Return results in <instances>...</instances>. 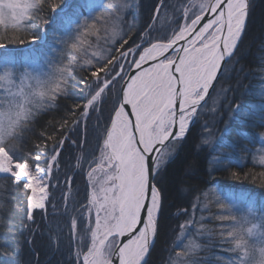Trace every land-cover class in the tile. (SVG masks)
I'll use <instances>...</instances> for the list:
<instances>
[{"label":"rangeland","instance_id":"obj_1","mask_svg":"<svg viewBox=\"0 0 264 264\" xmlns=\"http://www.w3.org/2000/svg\"><path fill=\"white\" fill-rule=\"evenodd\" d=\"M140 1L71 0L66 10L68 11V16H73V19L62 21L60 15L59 20L54 22L51 25V29H49L50 14L62 11L60 8L62 0H45L44 7L40 11L38 9L41 5L39 8L31 10L27 18L21 21L18 26L13 27L14 21L12 20H6L4 24H0V32H2L0 34V43L4 45L0 47V111H5L9 105L13 107L25 105L31 113L29 119L17 129L18 137L6 145L8 147L14 145L13 151L16 152L18 157L24 158L23 153L28 151L27 143L23 144L21 140L26 137L29 129L31 133L35 130L30 118L39 112L49 114V109L54 106L55 98L67 91L70 76L76 74L77 71L84 72V70L90 71L96 68H103L104 72H108L116 64V61L121 59L119 53L127 52L131 48L133 51L129 54L128 58L121 59L124 71L128 73L133 67V65L129 67V62L133 60L137 61L143 49L148 46V43L156 41V39L161 40V42L169 41L174 32H178L179 28L186 23H190V19L194 18L193 13L199 11L197 5L204 2V0H156L153 12L148 17L147 11L150 1L144 0L142 2L143 5ZM254 2L256 0H250V6L254 5ZM53 4L58 5L55 10L51 8ZM133 7L141 8L138 15H135ZM185 12L187 15H185ZM101 17L104 20L103 23L99 19ZM145 18L149 19L143 24ZM45 20L47 23H45ZM85 21L90 26L94 25V27H90L87 34L79 37L81 41L79 50L71 49V43L76 42V37L83 32V29L79 28V25H83ZM60 25H63V28H61L59 33L54 30V27L57 26L59 28ZM140 27L142 29V33H139L142 34L141 39H139L140 36L138 40L132 43H125L127 41H124L121 44L123 39H127L126 36L135 39ZM23 28L28 29L29 32L31 28L32 32L35 30L40 33L35 37L34 43L31 42V39V41L25 44L24 42L17 45L13 44L16 41H21L17 39H20V30ZM43 29L45 32H43ZM113 31L117 32L118 35L113 36ZM25 34L27 35L26 32ZM169 56L174 58L176 53L172 52L167 55V57ZM104 57H107V61L103 59ZM236 61L237 58H234V54L228 57L224 66L220 69V73H218L219 77L214 88L209 93L205 102L198 108L195 123L201 118L199 130L200 145L215 152L209 156L211 157V166L220 164L225 166L227 163L229 165L232 163L238 167H243L247 164L252 166L257 164L256 167L259 164L264 166V145L258 146L254 152V147L259 145L261 141H264V134L261 136V133L256 132L258 133L257 135L251 136L244 132V141L239 148L230 147V143L221 139L229 128V119L235 113L233 111L240 104L239 100L236 101V98L239 96V88L232 85L236 82H245L248 78L246 77V68L241 67L235 73V77L238 80L241 78L240 81L234 80L232 85H229L230 80L228 78L231 72L229 68ZM66 66L70 70L66 75L61 76V70ZM116 71H120V69L117 68ZM104 72H101L102 75L100 77L111 79L110 76H105ZM112 76H115V72L112 73ZM88 77L90 81L86 91L88 90L87 92H90V94L86 96V102L91 99L95 91H98V89L92 86L94 78L91 79L90 74ZM126 77L127 75L119 82L114 81L111 89H106L102 93L95 107L88 108L86 116L82 117L84 105L78 108L80 113L76 121L80 120L85 124L89 119L96 120V123L88 134L89 138L88 143L86 142V148L81 152L83 157H80L81 164L84 167L82 180L86 181L87 188L86 186L82 187V185L76 184L73 185L74 189H68L66 194L70 192L69 200H73L72 210L70 211L67 208L66 213L70 212L69 214L64 213L61 216L58 214L59 217H53V222H51L49 221L51 218L49 219L48 212L49 201L51 200V171L49 177L46 178L48 180V196L45 200V209L32 210V220H28L29 224L26 226V235L23 236L18 245L12 246L13 249H16L14 258L17 262L15 264H34V262L35 264H48L49 238L52 240L54 247H57L55 240L57 241L58 234H63L66 237V244L69 245L67 241L70 240L74 244L73 254L70 255L72 259H70L71 264H80L76 259V253H86L91 246L87 208L92 198L93 187H99L97 181L102 182L104 171L98 169L91 179H89L88 173L93 168H96L98 164L103 163L104 139L106 138L107 130L111 129L112 120L115 118L114 109H118L122 86ZM263 78L260 81L261 85L263 84ZM57 83L63 89L62 91L56 90ZM116 86H119L120 89L117 101L114 91H112V88ZM247 86H249V83ZM229 89L230 93H228ZM262 126L264 128V120L262 121ZM262 132L264 133V130ZM182 140L179 142L166 141L160 153L163 160L161 165L174 155V151L179 147ZM92 141H100V151L96 143L95 150L89 148ZM222 142L223 146H221ZM234 153L236 154L235 157L232 156ZM235 158L236 161H234ZM243 163L244 165L242 166L241 164ZM47 167L48 164L41 169H46ZM262 169L258 171L261 173L260 177L264 178V171ZM5 175L7 174L0 173V177ZM220 186L222 185L207 188L192 201L189 205L190 208L180 210L181 214L179 213L178 215L174 235L172 236V250L175 256L168 257L169 259L164 260L163 264H199L200 259L198 257L200 256L204 261H208L209 264H242V262L243 264H258L260 259L259 249L264 247V237L258 234L261 230L259 228L254 229V233H248L247 229L252 224H259L260 219L264 218V210L262 209L264 198L254 193L231 189H227L223 195L221 192L223 189ZM156 187L159 190L158 185ZM159 197L161 206L160 190ZM214 201L218 204L216 215L219 218L216 233L218 234L219 245H222L219 254L206 249L210 247L209 244L213 237V229L210 224L213 214L209 207L211 202ZM221 205H224V207H221ZM249 210L252 211V216H249ZM245 216H248L250 222L237 224V221H241L242 217ZM221 217H224V219H221ZM232 217L236 218L235 221ZM73 220L76 221L75 229L72 228ZM233 227L242 229L249 249V256H244L243 252L236 247L233 238L227 235ZM32 230L33 232H31ZM40 232L43 235H39L38 238L41 239L42 245L43 243L46 244L48 249H45L44 253L40 250L41 244L36 238H34L33 248L28 247L29 243L26 240L28 235L32 233L38 235ZM49 235L51 236L49 237ZM33 253H35V256ZM17 258H20V260Z\"/></svg>","mask_w":264,"mask_h":264},{"label":"snow or ice","instance_id":"obj_2","mask_svg":"<svg viewBox=\"0 0 264 264\" xmlns=\"http://www.w3.org/2000/svg\"><path fill=\"white\" fill-rule=\"evenodd\" d=\"M42 3L43 0H0V24L12 20L13 27H16ZM57 7L51 5L52 10ZM197 7L199 11L193 13L194 18L190 19V23L174 32L168 43L154 44L151 49L144 50L139 61L129 62V67L134 64L136 69H140L141 62L154 58L156 52L172 49L176 53L175 60L171 56L166 57L158 66L145 70L139 76L129 77L131 82L123 93V102L118 109H114L115 119L104 139L103 163L88 173L91 179L98 169H102L104 176L102 182L97 181L99 187H93L87 208L91 246L86 253H76L80 264H113L114 259L118 264H148L161 207L159 190L153 183L163 163L158 146L166 141L179 142L184 138L190 122L197 115L200 102L205 99L220 71L221 62L232 55L241 39L249 15L250 0H204ZM205 12L214 15L198 28ZM99 19L101 23L104 22L102 17ZM90 27L94 25L90 26L87 21L79 25L83 32L76 37V42L71 43V49L79 50V37L87 34ZM115 35L118 33L113 31ZM180 41H184V44L174 47ZM3 46L0 43V47ZM132 51L130 48L127 52L119 53V56L127 59ZM103 59L107 61V57ZM121 59L108 72H104L103 68L97 70L111 79H103L97 72L92 73V86L98 91L83 106L82 117L87 115L89 107H95L102 93L110 90L114 81L119 82L128 75ZM117 68L120 71H116ZM69 70L66 66L61 70V76ZM113 72L115 76H112ZM56 90H63L59 83ZM127 106H130L131 119L125 112ZM30 115L25 105H9L7 111H0V173L7 174L30 193L27 196V218L31 221L32 210L45 209L48 196L46 178L53 164H58L59 150L64 141L52 144V155L47 158L46 169L35 164L39 156L34 158L32 164L28 159L18 157L13 151L14 145H6L18 137L17 129ZM249 216H252L251 210ZM232 219L235 221L236 218ZM249 222L248 216H245L237 224ZM72 228H76L75 220L72 221ZM258 228L261 229L258 234L264 237V218L260 219L259 224H252L247 232L254 233V229ZM227 235L233 238L244 256H249L241 228L233 227ZM124 236L128 239L121 244L120 238ZM259 257L258 264H264V247L259 249Z\"/></svg>","mask_w":264,"mask_h":264},{"label":"trees","instance_id":"obj_3","mask_svg":"<svg viewBox=\"0 0 264 264\" xmlns=\"http://www.w3.org/2000/svg\"><path fill=\"white\" fill-rule=\"evenodd\" d=\"M143 1H140V3L142 4ZM149 1L148 17L153 12L156 0ZM43 4H45V0L38 9L39 11L44 7ZM133 11L136 13L135 15H138L141 8ZM148 19L145 18L143 24ZM177 22L179 23V21ZM141 30L140 27L135 39L126 36L127 39H123L121 44L124 41H127L125 43H132L138 40V37L142 35L139 34ZM39 33L35 30L32 32L31 28L30 32L28 29L23 28L20 30V39H17L21 41H16L13 44L17 45L21 42L25 44ZM22 34L23 36H21ZM141 38L142 36L139 39ZM234 58H237V61L229 68L231 71L228 79L230 80L229 85L231 86L234 80H238L235 73L241 67L246 68V77H250V79L247 78L248 80L246 79L245 82H236L232 85L239 88V96L236 101L239 100L240 104L235 108L234 115L229 119L228 127L230 130L225 133L223 140L225 139L230 143V147L239 148L244 141V132L254 135L257 131L264 129L262 126L264 120V86H262L264 84V0H256L254 5H251L245 33ZM97 70L96 68L90 71L84 70V72L77 71L76 74L70 76L67 91L55 98L54 106L49 109V114L39 112L30 118L35 130L31 133L29 129L26 137L21 140L23 144L27 143L28 150L23 153L24 158L21 159H28L29 163L32 164L34 158L39 156L40 159L35 161L39 168L47 165V158L52 155V144L60 140L64 141L62 149L59 150L58 164H53L51 169V200L48 209L49 219L51 218L49 221L51 222H53V217L66 213L67 208L70 211L72 210L73 200H69L70 192L66 194L67 190L74 189L73 185L76 184L82 185V187L87 185L86 181L82 180L84 167L81 164L80 157H83L81 152L86 148L88 134L96 120L89 119L83 124L80 120L76 121V118L80 113L78 108L87 103L86 96L90 94V92H87L88 90L86 91L90 81L88 75L90 74L91 79L94 78L92 73L98 72ZM97 75L102 74L98 72ZM262 78L263 84L261 85ZM248 83L249 86H247ZM112 91H114L117 101L119 99V86L113 87ZM200 119L191 126L179 147L174 151V155L160 167L156 184L160 190L162 200L157 220V235L148 257V264H163L164 260L169 259L168 257L175 256L172 250V236L174 235V228L180 210L188 208L192 201L207 188H214L217 184L229 187H244L257 191L264 196V178L260 177L261 173L258 171L262 169L261 167L248 164L238 167L232 163L230 165L227 163L223 167H220L221 164L210 165L211 157L209 156L215 152L200 145ZM95 143L98 145L99 150L100 141H92L89 148L95 150ZM221 146H223V142ZM232 156L235 157L236 154L234 153ZM262 170L264 171V169ZM78 181L80 182L78 183ZM0 185V264H15L17 262L14 258L16 249H13L12 246L18 245L23 236L26 235V226L29 224L27 218L28 193L22 185H18L7 175L0 177ZM209 208L213 214L210 223L213 229V237L209 244L210 247L206 249L219 254L222 245H219L220 242L216 233L219 219L216 215L218 204L215 201L211 202ZM39 235H43V233L40 232L38 235L32 233L26 237V240L29 243L28 247L33 248L34 238H36L41 244L40 250L44 253V250L48 249L45 243L42 245L41 239L38 238ZM65 238L63 234H58V239L55 240L57 247H54L52 240L49 238L48 264H71L70 255L73 254L74 244L71 240L67 241L69 245L66 244ZM4 246L6 247L4 248ZM198 258L200 259L199 264H209L201 256ZM17 259L20 260V258Z\"/></svg>","mask_w":264,"mask_h":264},{"label":"water","instance_id":"obj_4","mask_svg":"<svg viewBox=\"0 0 264 264\" xmlns=\"http://www.w3.org/2000/svg\"><path fill=\"white\" fill-rule=\"evenodd\" d=\"M210 14H211V13L205 12V13H204V17H208V16H210ZM212 15H214V14H212ZM168 42H169V41H168ZM168 42L157 41V42L152 43L151 45H149V46L146 47L145 49H151V48H152V45H154V44H156V45H161V44H166V43H168ZM174 47H177V46L174 45ZM145 49H144V50H145ZM144 50L142 51L141 54H144ZM172 51H173V50L170 49L169 51L166 50V51H164L163 53H159V54H158V53H155V54H154V58H150V59H148V60H146V61L141 62V67H140V69L143 68L144 66H149V65H151L153 62L157 63V60L159 61V60L163 59L164 56H165L167 53L172 52ZM141 54H140V55H141ZM139 57H140V56H139ZM227 58H228V57H226V59H225L224 61L221 62V68L223 67V65H224L225 61L227 60ZM137 61H139V58H138ZM221 68H220V69H221ZM140 69H136L135 65L133 64V67H132V69L130 70L129 75L126 77L125 82H124V84H123V86H122L121 101H120V103L123 102L124 88L127 86L128 83H130V79H129V77H132L133 74H134L135 72H137L138 70H140ZM218 73H220V71H219ZM218 73H217V76H216L215 80L212 82V85H211V87L209 88L208 93H207V95L205 96V99H204L203 101L206 100V98L208 97L209 93H210L211 90L213 89V87H214V85H215V82H216V80H217V77H218ZM203 101H202V102H203ZM200 104H201V103H200ZM129 107H130V106H127L125 109L128 110V112H129V114H130V118H133L131 112L129 111ZM165 143H166V142H165ZM164 145H165V144H164ZM164 145H160V146H158V148H159V152H160L161 147L163 148ZM161 150H162V149H161ZM160 153H161V152H160ZM160 153H159V155H160ZM153 183H154V181H153ZM127 239H128L127 236L121 237V238H120V243H121V244L125 243V242L127 241ZM154 242H155V239H154V241H153V244H154ZM151 249H152V248H151ZM151 249H150V251H151ZM113 264H118V261L114 259V260H113Z\"/></svg>","mask_w":264,"mask_h":264},{"label":"bare ground","instance_id":"obj_5","mask_svg":"<svg viewBox=\"0 0 264 264\" xmlns=\"http://www.w3.org/2000/svg\"><path fill=\"white\" fill-rule=\"evenodd\" d=\"M71 1V0H70ZM79 7V6H78ZM133 9L136 11L138 8H136V7H133ZM210 16H213L212 14H210ZM210 16H208V17H204V19L200 22V25H198L197 27L199 28L200 26H202L203 25V23H205L206 21H207V19L210 17ZM189 38H191V37H189ZM184 44V41H180V42H178L177 44H176V46L177 47H181L182 45ZM237 44H238V42H237ZM170 49H168V51H169ZM156 53H160V52H156ZM161 62H163V60L161 59V60H157V63H155V62H153L151 65H149V66H144L143 68H141L140 70H138L137 72H135L134 74H133V76L132 77H136V76H139L141 73H143L145 70H148V69H152V68H154V67H156V66H158ZM176 62H178V60H176ZM129 73H130V71L128 72V75H129ZM127 75V76H128ZM131 82V81H130ZM125 91H127V86L124 88V92ZM200 103H202V101L200 102ZM126 112V111H125ZM129 114V113H128ZM129 116H130V114H129ZM161 149H163L162 147H161ZM161 149H160V152H161ZM159 152V153H160Z\"/></svg>","mask_w":264,"mask_h":264},{"label":"clouds","instance_id":"obj_6","mask_svg":"<svg viewBox=\"0 0 264 264\" xmlns=\"http://www.w3.org/2000/svg\"><path fill=\"white\" fill-rule=\"evenodd\" d=\"M5 111H7V109Z\"/></svg>","mask_w":264,"mask_h":264}]
</instances>
